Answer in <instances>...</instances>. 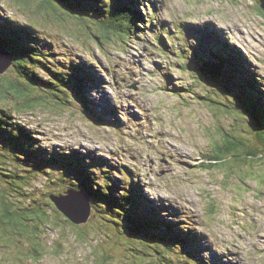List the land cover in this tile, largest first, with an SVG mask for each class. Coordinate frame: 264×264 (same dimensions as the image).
<instances>
[{"label":"rangeland","instance_id":"obj_1","mask_svg":"<svg viewBox=\"0 0 264 264\" xmlns=\"http://www.w3.org/2000/svg\"><path fill=\"white\" fill-rule=\"evenodd\" d=\"M135 3L141 7L143 18L136 33L126 44L112 38L114 45L102 49L94 37L95 25L93 31L79 25L83 29L73 27L72 32L65 29L62 33V26L51 23L37 8H30L28 0H0V14L33 24L41 39L56 44L52 42L61 58L69 60L71 56L93 65L96 74L93 87L87 84L91 100L99 102L96 110H101L104 117H112L111 125L89 120L78 111L81 105L76 101L63 108L51 100H41V107L26 112L17 104L32 92L22 85V95L4 91L0 102L19 109L18 120L33 129L43 145L78 149L81 153L91 151L86 154L88 157L101 156L109 161L107 169L117 184L140 189L142 193L134 194L136 203L144 196L146 202L141 205H145L146 212L153 217L158 207L159 218L168 221L159 228L158 235L164 234L168 225V235L181 239L176 254L171 255L174 260L190 255L201 264H264V160L243 164L238 155L215 168L208 167L216 145L227 134L224 128L230 129L235 124L233 115L209 108L177 91L181 84L191 86L196 74L209 76L197 73L198 61L190 53L196 49L199 34L205 32L200 31L203 27L218 32L217 40L210 41L207 37L203 40L206 50L217 52V57H207L229 63L232 70L241 74L252 72L264 104V0H135ZM86 4L91 3L86 0ZM184 27L186 47L177 32ZM168 32L178 35L174 42L168 40ZM226 44L231 45V54L222 50ZM185 65L189 74L185 73ZM4 74L14 78L10 67ZM203 79L202 87L212 94L213 87ZM217 83L223 85L221 81ZM217 87L215 84L214 88ZM111 105L116 107L117 117L113 116V110L108 111ZM73 203L81 207L82 200L77 197ZM3 210L0 202V220L5 221L0 222V264H94L91 259L97 261L96 251L106 252L104 264H167L159 256L139 257L140 260L122 256L124 247L129 250L132 245L126 240L119 241L113 231V236L105 240L93 222L86 223L85 239L73 237L72 224L65 221L63 224L69 228L65 237L59 233V227L46 235L44 230L30 232L37 241L44 242L41 247L45 249L29 258L27 237L17 238L18 224L5 220ZM93 220L98 221L97 216L93 215ZM162 239L173 240L165 236ZM113 242L123 243L114 254L109 248ZM90 246L96 247L94 253Z\"/></svg>","mask_w":264,"mask_h":264},{"label":"trees","instance_id":"obj_2","mask_svg":"<svg viewBox=\"0 0 264 264\" xmlns=\"http://www.w3.org/2000/svg\"><path fill=\"white\" fill-rule=\"evenodd\" d=\"M89 1L90 6L86 4V0H36L35 2L39 12L43 7L50 8L49 11L56 16L46 12V18L51 23L62 26V33L65 29L72 32L73 27L76 30L83 29L79 25L90 27L93 31L95 25L97 34L94 37L102 49L109 44L114 45L111 42L112 38H116V42L126 44V40L136 33L138 20H143L140 12L127 5L125 0ZM0 17V38L3 43L1 45L12 55L10 68L14 73V78L6 77V74L0 75V96L4 91L11 93L10 90L20 96L22 85L28 92H32L29 93V98L25 95L23 101L17 104L18 108L26 112L41 107L42 104L39 103L41 100H51L63 108L76 101L81 105L78 111L86 114L89 120L103 121L101 117H95L98 115L97 112L104 116L101 110H96L97 103L90 100L88 106L86 100V80L92 79V86L96 77L93 65L83 61L78 62L71 56L69 60L61 58L56 52V44L41 39L33 24L20 23L12 16L5 17L0 14ZM66 22L72 27H66ZM162 41L165 45V40ZM195 67L197 73L203 72L202 74L209 76L200 77L196 74L191 80V86L182 87L183 90L178 92L187 93L189 97L201 104H207L209 108L230 112L233 115V122L235 121L230 129L224 128L227 134L222 136L223 141L216 145L208 167L215 168L222 161L232 160L238 155V160L243 164L249 160L262 162L264 104L261 100L262 93L258 90L259 86L255 83L254 77L248 74L244 76L232 70L230 64H225L223 61L209 60L205 64V61L198 60ZM52 68L57 70L52 71ZM202 77L207 80L205 81L210 87H213L210 89L212 94L208 92V88L202 87L201 82L204 80ZM5 79L9 81L4 82ZM214 79L218 81L215 82ZM219 81L223 85L220 83L219 85L217 83ZM215 84L218 90L214 88ZM11 108L12 106L0 102V202L4 207L5 220L15 221L18 224L20 237L17 238L27 237L26 251L29 258L45 249L41 247L44 242L37 241V237L30 232L39 233L44 230L43 235H46L47 231L59 227V233L65 237L69 229L63 224L65 221L72 224V236L75 238L87 237L85 227L90 222H93L99 233L104 235L105 240L113 236L111 235L113 231L112 234L119 237V241L126 240L132 245L129 250L124 247L121 251L124 257L140 260L139 257L145 259L150 255L164 258L167 264H201L190 255L189 258L179 256L176 260L171 257L176 254L174 253L177 251L176 245L181 243V239L173 238L171 233L168 235L170 228L167 227L168 225L165 227L166 232L158 235L161 231L159 228L168 224V221L159 218L158 207L153 211V217L145 209L143 211L139 209L134 199L136 186L117 184L111 171L107 169L111 165L109 161L104 162L107 170L100 169L98 163L101 162V156L89 165L84 164L82 159L87 156L86 154H91V151L76 158L74 151L68 154L65 152L66 149L43 145L34 130L18 120L19 109ZM112 114L118 116L116 109ZM67 189L87 197L90 207L89 221L83 224L72 223L58 210L51 196L64 193ZM137 201L140 203L139 198ZM93 215L97 216L98 221L93 220ZM0 222L5 221L0 220ZM178 230L182 233L180 229ZM163 236L173 240L166 241L162 239ZM118 245H120L118 249L123 247V243ZM118 245L114 242L113 245H109L112 254L115 253L114 250ZM182 245L185 247L186 244L182 243ZM92 247L90 246V251L94 253L96 247L93 249ZM103 253L106 255L105 251ZM95 254L99 256L96 257L97 261L95 258L91 259L94 260V264H104L103 260H106V256L97 251Z\"/></svg>","mask_w":264,"mask_h":264},{"label":"bare ground","instance_id":"obj_3","mask_svg":"<svg viewBox=\"0 0 264 264\" xmlns=\"http://www.w3.org/2000/svg\"><path fill=\"white\" fill-rule=\"evenodd\" d=\"M126 3H127V5H129V6H132L133 7V5H134V7L133 8H136L139 12H140V6L138 5V3H135V0H126ZM6 17V16H5ZM138 22H143L142 20H138ZM186 27H184V28H181V29H179L177 32L178 33H180V35H181V39H182V41L184 42V47H186V45H187V38L184 36V34L182 33V31H183V29H185ZM200 31H205L204 32V34H202V35H200L199 34V36H198V40L195 42V47H196V49L193 51V52H190L192 55H193V57L198 61H200V62H203V61H205V64L207 63V62H209V60H212V59H209L208 57H207V55H211V57L213 58V57H217V52H214V51H212V50H206L205 48H204V46H205V44H204V39H205V37H207V39L208 40H210V41H215V40H217L218 39V32H217V30H214L215 32H211L210 30H204V28L203 27H201V29H200ZM213 31V30H212ZM168 33H170V32H168ZM202 33V32H201ZM163 34H166V33H163ZM169 36V41H172V42H174L176 39H177V37H178V35L177 34H169L168 35ZM171 39V40H170ZM166 44V43H165ZM166 46H168L167 44H166ZM230 46L231 45H229V44H226L224 47H222V50L223 49H227L228 50V52H229V54H231L230 53V50H231V48H230ZM201 52H204L205 53V55H202L201 54ZM228 54V55H229ZM57 69L56 68H52V71H56ZM94 70V69H93ZM251 73L252 72H248V76H250L251 75ZM100 78V77H99ZM88 81V82H87ZM93 82H94V80H93ZM91 83H92V79H88V80H86V88H85V94H86V100H88V106H90V100L92 99V94L90 93V91H89V89L88 88H90L87 84H89L90 86H91ZM92 87H93V85H92ZM116 101V100H115ZM95 103H99V102H96L95 101ZM79 106V105H78ZM115 109H116V107L115 106H113V105H111V106H109V110L108 111H111V110H113V111H115ZM96 112V111H95ZM97 114L98 115H95V117L97 116V118H100L101 117V119L103 120L102 122L103 123H107L108 125H111L110 123V121H111V119L110 118H112V117H104V116H102L100 113H98L97 112ZM82 115V114H81ZM112 122H118V121H112ZM73 151H74V153H73ZM65 152H67L68 154H70V153H73L75 156H76V158H79V157H82L85 153H81V151H79L78 149H66L65 150ZM98 158H94L93 159V157H88V156H84V159H82V160H84L83 162H84V164L85 165H89V163H91L92 161H94V160H97ZM104 160H102L101 159V162L100 163H98V164H100V169H105V170H107L106 169V166H105V164H104ZM81 167H83L82 166V164H81ZM139 192H141L142 193V191L139 189V191H138V189H137V187H136V189H135V194H139ZM139 199H140V203L138 202L137 203V206L139 207V209L141 210V209H144V206L145 205H141V204H143V203H145L146 202V198L144 197V196H142L141 195V197H139ZM139 204V205H138ZM164 217H165V215H164Z\"/></svg>","mask_w":264,"mask_h":264},{"label":"water","instance_id":"obj_4","mask_svg":"<svg viewBox=\"0 0 264 264\" xmlns=\"http://www.w3.org/2000/svg\"><path fill=\"white\" fill-rule=\"evenodd\" d=\"M35 1L36 0H28L30 8H37V4ZM34 4H36L35 7ZM43 9L46 11H44ZM40 10H41L40 12L45 13V18H46V12L47 13L51 12L49 11L50 8H48V6L43 7ZM36 11L38 10L36 9ZM1 44H0V75L4 74L7 71V69L12 65V55L2 46L3 44L2 45ZM77 197H79L82 200L81 207L73 203L74 198ZM51 199L54 201L58 210L72 223L81 224L83 222H86L87 219H89L90 217V207L88 206L87 203V197L83 196L82 194L76 191L67 190L59 195H52Z\"/></svg>","mask_w":264,"mask_h":264}]
</instances>
